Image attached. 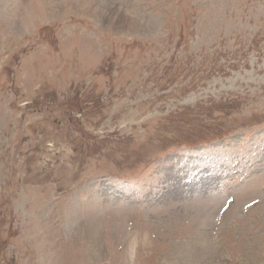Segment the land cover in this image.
<instances>
[{"label":"rangeland","instance_id":"374dc122","mask_svg":"<svg viewBox=\"0 0 264 264\" xmlns=\"http://www.w3.org/2000/svg\"><path fill=\"white\" fill-rule=\"evenodd\" d=\"M0 264H264V0H0Z\"/></svg>","mask_w":264,"mask_h":264},{"label":"bare ground","instance_id":"6f19581e","mask_svg":"<svg viewBox=\"0 0 264 264\" xmlns=\"http://www.w3.org/2000/svg\"><path fill=\"white\" fill-rule=\"evenodd\" d=\"M36 3H37V2L35 1V2H33L32 4L36 5V7H38L39 10H42V9H43L42 6L39 7V4H36ZM35 9H36V8H35ZM182 247H184V245H182Z\"/></svg>","mask_w":264,"mask_h":264}]
</instances>
